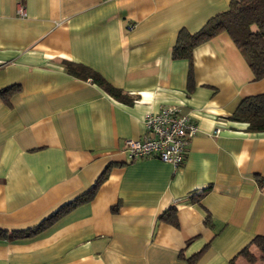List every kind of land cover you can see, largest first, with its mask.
Instances as JSON below:
<instances>
[{
	"label": "crops",
	"instance_id": "1",
	"mask_svg": "<svg viewBox=\"0 0 264 264\" xmlns=\"http://www.w3.org/2000/svg\"><path fill=\"white\" fill-rule=\"evenodd\" d=\"M228 3L0 0V264H264V131L229 119L264 78L225 31L173 55ZM164 105L197 126L177 168L124 148Z\"/></svg>",
	"mask_w": 264,
	"mask_h": 264
},
{
	"label": "trees",
	"instance_id": "2",
	"mask_svg": "<svg viewBox=\"0 0 264 264\" xmlns=\"http://www.w3.org/2000/svg\"><path fill=\"white\" fill-rule=\"evenodd\" d=\"M222 31L227 32L236 46L241 49L255 78H264V0H229L227 9L209 18L198 31L192 34L181 31L173 47V55L190 57L196 44ZM64 67L67 72L75 76L89 78L103 86L111 95L120 96L119 90L109 85L92 68L74 61H64ZM4 90L0 91V94ZM229 119L246 123L249 131H264V93L242 98L234 112L229 115ZM105 177L106 171H103L86 193V199L94 196ZM258 181L264 183V177H258ZM172 214L173 211H167L162 216L175 222ZM250 242L257 246L259 258L264 259V235H255ZM241 252L250 264L257 257L247 247ZM232 264L235 263L232 261Z\"/></svg>",
	"mask_w": 264,
	"mask_h": 264
},
{
	"label": "built area",
	"instance_id": "3",
	"mask_svg": "<svg viewBox=\"0 0 264 264\" xmlns=\"http://www.w3.org/2000/svg\"><path fill=\"white\" fill-rule=\"evenodd\" d=\"M21 14H24L21 8ZM145 133L138 139L127 138L124 148L129 157H156L179 167L185 156L189 140L197 126L191 117L176 105H164L157 111L143 115ZM217 131V129H216Z\"/></svg>",
	"mask_w": 264,
	"mask_h": 264
}]
</instances>
